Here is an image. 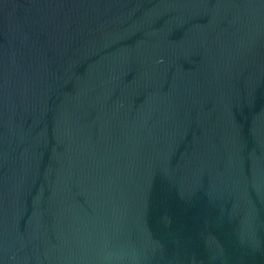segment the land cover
I'll return each mask as SVG.
<instances>
[{"label": "water", "instance_id": "1", "mask_svg": "<svg viewBox=\"0 0 264 264\" xmlns=\"http://www.w3.org/2000/svg\"><path fill=\"white\" fill-rule=\"evenodd\" d=\"M0 264H264V0H0Z\"/></svg>", "mask_w": 264, "mask_h": 264}]
</instances>
